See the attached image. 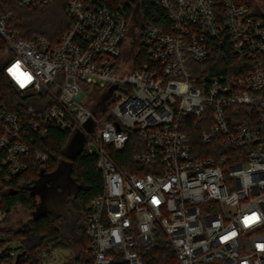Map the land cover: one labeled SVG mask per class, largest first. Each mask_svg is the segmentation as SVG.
Returning a JSON list of instances; mask_svg holds the SVG:
<instances>
[{
  "label": "built area",
  "instance_id": "obj_1",
  "mask_svg": "<svg viewBox=\"0 0 264 264\" xmlns=\"http://www.w3.org/2000/svg\"><path fill=\"white\" fill-rule=\"evenodd\" d=\"M145 1L165 19L144 25V61L131 70L121 56V5L67 0L68 30L51 45L20 38L0 0V71L22 97L36 99L13 112L0 93V185L25 172L30 159L46 162L33 148L39 134L78 133L82 150L96 159L102 191L87 206L86 260L73 264H142L139 253L155 229L177 264H264V12L253 0ZM217 45L237 66L206 75L200 65ZM17 64L31 77L23 87L9 71ZM203 115L207 150L200 153L183 125ZM132 134L141 148L125 174L112 155ZM5 218L0 198V264H17L19 250L2 233Z\"/></svg>",
  "mask_w": 264,
  "mask_h": 264
},
{
  "label": "trees",
  "instance_id": "obj_2",
  "mask_svg": "<svg viewBox=\"0 0 264 264\" xmlns=\"http://www.w3.org/2000/svg\"><path fill=\"white\" fill-rule=\"evenodd\" d=\"M106 1L123 7L127 21L126 37L129 30H137L139 40L137 52L130 61H126L131 63V70H136L145 57L142 43L144 25L151 23L158 26L165 19L164 14L160 8L145 0H140L137 12L133 11L131 4H123L121 0ZM3 3L5 10L11 13L8 27L16 29L18 36L24 40H28L32 36H40L51 45H55L68 30L70 21L65 11L67 0H54L52 4L37 7H19L12 0H3ZM132 18L134 25L130 26ZM200 66L205 68L206 75H221L234 70L237 62L224 46L217 45L213 55ZM0 93L6 108L13 112L18 111L29 102L36 101V99L22 97L1 71ZM94 95H98V92ZM240 110L244 112L243 108ZM243 114L241 113L238 118L244 119ZM200 118H187L183 129L190 140L192 150L203 153L207 150L200 142V133L204 128L202 122L204 115ZM70 139L69 133L61 132L55 128H50L46 133L39 134L33 148L35 151L47 155L46 162L43 165H38L32 158L29 160V166L25 172L12 179L7 186L0 185L1 204L6 212L2 233L5 240L15 244L19 254H22L17 264H46L47 258L54 248L66 250L72 260L71 264L86 260L88 239L85 235V217L87 206L93 198L101 193L102 177L96 168L95 157L87 155L83 150L73 158L66 156L65 150ZM140 148L141 144L137 135L132 134L129 143L122 152H113L112 156L123 173L133 172L134 166L131 165V157ZM62 171H65V177L75 184L70 206L71 212L75 214L73 223L70 225L64 217H54L49 213V210H45L44 213L28 220L23 228L13 230L7 227L9 217L15 208L22 207L33 212L36 209L34 201L36 195L44 194L46 188L53 191L61 185L59 180H61ZM42 185L44 188L41 187ZM32 192L35 195H31ZM152 238V245L139 253L141 263L177 264L175 254L165 234L161 230L155 229Z\"/></svg>",
  "mask_w": 264,
  "mask_h": 264
},
{
  "label": "rangeland",
  "instance_id": "obj_3",
  "mask_svg": "<svg viewBox=\"0 0 264 264\" xmlns=\"http://www.w3.org/2000/svg\"><path fill=\"white\" fill-rule=\"evenodd\" d=\"M257 6H259V11L264 12V0H253ZM123 4H131L133 11L137 12L140 0H121ZM134 25V19L130 21V26ZM139 30V24L137 26ZM138 33L137 30H129L126 40L122 46V57L125 61H130L137 52L138 45ZM6 61V54H0V69ZM108 94L105 93L104 98H107ZM69 154L72 155L76 152V149L68 150ZM65 170V169H64ZM66 172L62 171L60 174L59 182L61 185L57 189L50 191L46 188L44 194L37 195L36 209L33 212H29L27 209L22 207L15 208L7 223V227L16 230L18 228L25 227L28 220L31 218L44 213L45 210H49L52 216H61L66 219V221L71 225L75 220V214L71 212V201L74 196L75 184L67 177H65ZM43 187V185L41 186ZM15 245V244H13ZM16 247V245H15ZM54 255L47 258L46 264H71V259L68 256V252L63 249L54 248Z\"/></svg>",
  "mask_w": 264,
  "mask_h": 264
},
{
  "label": "water",
  "instance_id": "obj_4",
  "mask_svg": "<svg viewBox=\"0 0 264 264\" xmlns=\"http://www.w3.org/2000/svg\"><path fill=\"white\" fill-rule=\"evenodd\" d=\"M114 89H115L114 86L110 87L108 89V93H111ZM83 143H84V138L81 135H79L78 133H75L73 136H71L69 144L65 150L66 156L73 158L74 156L78 155L82 151ZM69 149L70 150L76 149V152L74 154L70 155L68 152ZM31 195H33V192L31 193ZM21 255L22 254H18L17 261L21 257Z\"/></svg>",
  "mask_w": 264,
  "mask_h": 264
},
{
  "label": "snow or ice",
  "instance_id": "obj_5",
  "mask_svg": "<svg viewBox=\"0 0 264 264\" xmlns=\"http://www.w3.org/2000/svg\"><path fill=\"white\" fill-rule=\"evenodd\" d=\"M12 75L17 79L18 83H20L21 87H23L27 82H29L31 80V77L28 76L26 73H22L20 71V66L14 65L12 69L9 70ZM256 219H258L257 217L253 216V217H246L245 218V224H249L253 221H255ZM232 235H235V233H233Z\"/></svg>",
  "mask_w": 264,
  "mask_h": 264
},
{
  "label": "flooded vegetation",
  "instance_id": "obj_6",
  "mask_svg": "<svg viewBox=\"0 0 264 264\" xmlns=\"http://www.w3.org/2000/svg\"><path fill=\"white\" fill-rule=\"evenodd\" d=\"M43 188H44V186H43ZM33 195H35V194H33ZM35 197V196H34ZM34 201L37 203V195H36V199H34Z\"/></svg>",
  "mask_w": 264,
  "mask_h": 264
}]
</instances>
